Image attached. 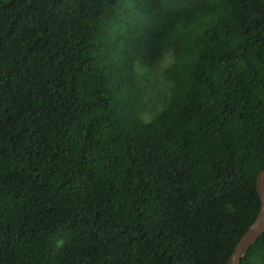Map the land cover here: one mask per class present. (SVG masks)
Returning a JSON list of instances; mask_svg holds the SVG:
<instances>
[{
    "label": "trees",
    "instance_id": "obj_1",
    "mask_svg": "<svg viewBox=\"0 0 264 264\" xmlns=\"http://www.w3.org/2000/svg\"><path fill=\"white\" fill-rule=\"evenodd\" d=\"M263 170L264 0H0V264H228Z\"/></svg>",
    "mask_w": 264,
    "mask_h": 264
},
{
    "label": "rangeland",
    "instance_id": "obj_2",
    "mask_svg": "<svg viewBox=\"0 0 264 264\" xmlns=\"http://www.w3.org/2000/svg\"><path fill=\"white\" fill-rule=\"evenodd\" d=\"M174 62L170 50H167L161 61L154 68L142 69L146 79L147 94L142 109V118L149 120L159 111L168 98V83L165 79V70Z\"/></svg>",
    "mask_w": 264,
    "mask_h": 264
},
{
    "label": "water",
    "instance_id": "obj_3",
    "mask_svg": "<svg viewBox=\"0 0 264 264\" xmlns=\"http://www.w3.org/2000/svg\"><path fill=\"white\" fill-rule=\"evenodd\" d=\"M257 189L261 198V209L255 221L242 235L228 261V264H242L247 253L264 235V170L257 176Z\"/></svg>",
    "mask_w": 264,
    "mask_h": 264
}]
</instances>
